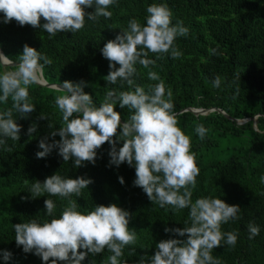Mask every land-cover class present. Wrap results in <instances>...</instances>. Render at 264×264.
Segmentation results:
<instances>
[{
	"label": "trees",
	"instance_id": "obj_1",
	"mask_svg": "<svg viewBox=\"0 0 264 264\" xmlns=\"http://www.w3.org/2000/svg\"><path fill=\"white\" fill-rule=\"evenodd\" d=\"M153 3H166L172 11L173 24L182 21L188 35L175 41L182 53L179 59L149 52L147 58L155 64L147 69L137 65L136 83L145 87L155 83L147 79V73L155 71L173 92L178 126L190 137L191 151L200 170L193 201L211 196L240 206L239 219L222 225V231L238 234L236 245L228 246L222 241L221 247L213 250V256L221 264H264V0H117L108 9L112 13L110 19L100 17L94 22L86 17L85 26L77 33L61 32L51 39L39 28L0 20V49L15 61L25 44L35 48L52 60L51 65L42 69L47 82L61 85L63 81L83 80L88 85L84 91L99 106L109 88L121 90L118 85L108 86L104 80L109 73V61L100 50L108 40L115 39L119 29L127 27L130 19L144 24L146 9ZM213 48L218 55H210L209 49ZM4 70L0 65V72ZM217 75L221 77V86L214 88L212 82ZM29 94L36 110L27 119L14 114L22 126L21 138L7 140L6 147H11V152L0 149V253L7 250L13 254L7 264H43L40 257L25 253L22 246L16 245L13 225L33 218L45 219L44 201L48 198L55 202V214L59 215L66 201L47 194L32 199L28 192L35 180L43 182L57 172L64 177L84 176L93 180L82 190L81 197H72L78 210L84 212L95 205L115 203L131 213L129 227L136 230L137 242L124 248L122 264H137L141 256L154 255L159 241L180 238L166 233L165 228H183L189 209L174 211L171 206L161 208L153 204L140 187L134 186V167L126 162L119 167L109 166L107 142L97 150L95 164L86 162L80 168L73 167V161L65 163L58 149L47 158L38 159L36 153L42 150L39 141L52 130L49 121L56 128L62 123L55 97L66 93L33 84ZM10 106L11 100L0 104V110ZM187 107H216L228 116L217 110L195 114L183 110ZM115 110L126 122L128 109L117 105ZM41 112L49 120L38 119ZM237 119L248 120L238 123ZM34 122L37 132L30 137L27 130ZM198 124L208 130L203 140L195 131ZM52 139L60 137L49 136V142ZM118 146L122 144L118 142ZM121 176L124 184L119 182ZM250 222L260 228L259 235L252 239L247 229ZM109 255L107 249L96 256L89 254L82 264H103ZM0 264H6L2 255Z\"/></svg>",
	"mask_w": 264,
	"mask_h": 264
},
{
	"label": "clouds",
	"instance_id": "obj_2",
	"mask_svg": "<svg viewBox=\"0 0 264 264\" xmlns=\"http://www.w3.org/2000/svg\"><path fill=\"white\" fill-rule=\"evenodd\" d=\"M116 3L117 0H0V20L39 28L51 39L61 32L77 33L85 26L86 17L94 22L100 17L110 19L112 13L108 9ZM146 11L144 24L130 19L127 27L119 29L115 39L108 40L100 50L109 61V73L104 80L108 86L118 85L121 90L109 88L97 106L84 91L87 82L63 81L58 90L66 94L55 97L62 123L58 128L50 121L48 125L52 129L49 136L60 139L49 142V136L42 138L38 145L42 150L37 151L36 157L47 158L58 149L65 163L73 161V167L80 168L86 162L95 164L97 150L107 142L109 166L119 167L126 162L134 167V186L140 187L153 204L161 208L171 206L174 211L189 209L183 228H165L166 233L180 238L159 241L154 255L141 256L137 264H221L212 253L221 247L222 241L228 246L236 245L238 234L222 231V225L239 219L240 206L211 196L193 201L200 170L191 151V139L178 126L173 92L155 71L147 73V79L155 83L146 87L134 78L137 65L147 69L155 64L147 58L149 52L179 59L182 53L175 41L177 37H186L188 29L182 21L173 24V14L166 3H153ZM209 53L219 54L215 48L209 49ZM51 64L47 55L27 44L15 61L0 51V65L5 69L0 72V104L11 100L10 107L0 110V149L11 152L12 148L6 147L7 140H20L22 126L14 114L27 119L36 110L30 102L29 88L41 82L43 66ZM212 84L219 88L221 77L217 75ZM117 105L128 109L126 122H121V113L115 110ZM38 119L49 120L42 112ZM37 128L34 122L27 134L31 137ZM195 131L203 140L208 130L198 124ZM119 182L125 183L122 176ZM92 183L90 178L64 177L59 172L43 182L35 180L28 190L32 199L47 194L66 203L56 215V204L48 198L44 201L45 219L33 218L13 225L16 245L22 246L25 253L40 257L43 264H82L89 254L96 256L105 249L110 255L103 264H122L124 248L137 242L136 230L129 227L131 213L115 203L95 205L84 212L78 210L72 197H81L82 190ZM247 229L249 239L260 233L254 222ZM0 255L7 264L13 254L3 250Z\"/></svg>",
	"mask_w": 264,
	"mask_h": 264
},
{
	"label": "water",
	"instance_id": "obj_3",
	"mask_svg": "<svg viewBox=\"0 0 264 264\" xmlns=\"http://www.w3.org/2000/svg\"><path fill=\"white\" fill-rule=\"evenodd\" d=\"M0 51H2L1 49H0ZM37 84H39V85H44V86H47V87H52V88H56V89H58V87L60 86L59 84H56V83H49V82H47L44 78H43V76L41 77V82L40 83H37ZM183 110H190V111H193L195 114H205V113H207L208 111H213V110H217V111H219V112H222V113H224V111H222L220 108H216V107H212V108H193V107H187V108H184ZM225 114V113H224ZM226 116H228L227 114H225ZM254 118H256V115H255V117ZM249 119V118H248ZM247 119V120H248ZM243 120H245V119H237L236 121L238 122V123H244V122H246V121H243ZM122 122V121H121ZM123 123V122H122Z\"/></svg>",
	"mask_w": 264,
	"mask_h": 264
},
{
	"label": "rangeland",
	"instance_id": "obj_4",
	"mask_svg": "<svg viewBox=\"0 0 264 264\" xmlns=\"http://www.w3.org/2000/svg\"><path fill=\"white\" fill-rule=\"evenodd\" d=\"M255 119V118H254ZM243 121H247V120H243Z\"/></svg>",
	"mask_w": 264,
	"mask_h": 264
}]
</instances>
